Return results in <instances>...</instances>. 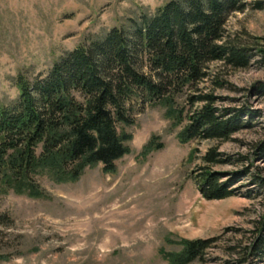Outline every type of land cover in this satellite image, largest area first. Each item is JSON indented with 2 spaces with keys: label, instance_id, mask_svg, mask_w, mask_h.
<instances>
[{
  "label": "rangeland",
  "instance_id": "374dc122",
  "mask_svg": "<svg viewBox=\"0 0 264 264\" xmlns=\"http://www.w3.org/2000/svg\"><path fill=\"white\" fill-rule=\"evenodd\" d=\"M168 0H0V104L18 95L15 83L45 74L67 50L114 26H128L141 12L152 13ZM245 0L232 12L226 30L232 36L264 38V7ZM264 1V0H263ZM262 41V40H261ZM263 42V41H262ZM255 60H260L257 55ZM228 85L214 89L216 106L247 107L249 125L226 141L181 142L163 104L146 103L134 109L130 152L116 160L114 173L102 164L86 167L75 181L34 178L43 197H32L0 184V264H169L160 250L177 252L180 239L213 238L204 260L189 264H261L240 255L264 233V158L257 153L264 140L262 96L254 94L264 81V62L244 69L211 65ZM212 89L209 80L200 83ZM175 98L186 114L199 107L187 95ZM157 135L163 147L142 155V147ZM229 162L212 166L221 180L233 179L235 194L206 199L198 190L201 156L210 147ZM195 153L191 155V152Z\"/></svg>",
  "mask_w": 264,
  "mask_h": 264
},
{
  "label": "trees",
  "instance_id": "16d2710c",
  "mask_svg": "<svg viewBox=\"0 0 264 264\" xmlns=\"http://www.w3.org/2000/svg\"><path fill=\"white\" fill-rule=\"evenodd\" d=\"M245 7V0H168L152 13L130 18L128 26H114L65 51L45 74L19 73L17 97L0 104L2 190L43 197L36 176L75 181L86 167L99 163L105 172L114 173L116 160L130 152L127 142L132 134L125 126L134 123V109L142 110L146 103L165 105L173 126L187 120L177 133L183 143L226 141L248 126L242 117L258 110L217 107L214 89L228 85V80L211 68L216 62L233 70L264 62V38L244 39L226 30L229 15ZM255 7H264V1L255 2ZM257 55L260 60H255ZM206 80L213 88L204 91L198 85ZM186 92L191 105L200 104L188 114L174 104ZM254 94L262 96L259 113L264 114V81L256 83ZM163 146L151 135L142 155ZM257 150L264 158V140ZM200 159L196 178L202 197L234 195L233 179L221 180V173L212 169L230 158L215 146ZM261 222L264 228V217ZM212 242L213 238L180 239L179 251L160 252L169 264H189L203 261ZM245 250L241 263L249 255L264 264V233Z\"/></svg>",
  "mask_w": 264,
  "mask_h": 264
}]
</instances>
